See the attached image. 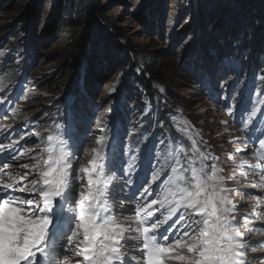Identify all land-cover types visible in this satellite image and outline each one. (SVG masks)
<instances>
[{
  "label": "rangeland",
  "instance_id": "obj_1",
  "mask_svg": "<svg viewBox=\"0 0 264 264\" xmlns=\"http://www.w3.org/2000/svg\"><path fill=\"white\" fill-rule=\"evenodd\" d=\"M255 1L256 7L248 0H97L103 25L89 29L85 24L72 25V20L81 18L76 9L79 0H0V97L5 106L15 109L14 116L0 117V125H11L8 135L15 140L33 131L46 136V130H57L59 125L61 131L70 129L77 135L83 149H91L100 130L107 127L124 158L131 154L127 148L139 149L141 168L133 174L135 179L146 170L145 157L158 163L156 157L163 156L170 140L189 145L178 131L179 122L187 120L199 130L198 141L207 142L203 148L219 157L224 175H235L241 181L229 183L239 190L233 199L239 212L248 214L247 226L264 229V221L257 220L246 203L250 195L264 196L260 189L252 188L251 176L238 175L241 169L229 159L233 154L236 160L255 163L239 122L240 107L235 115L229 107L241 102V93L246 106L254 75H264L263 51L253 52L249 46L254 37L264 36V0ZM220 2L236 8L243 24L239 34L224 43L217 31L226 20L215 10ZM79 32L85 50L70 61L65 48ZM109 38L115 42L109 49L128 55L126 65L111 74L102 66ZM222 46L226 50L221 52ZM172 66L178 69L171 72ZM92 68H96V78L90 76ZM151 70L168 74L170 93L158 81L148 87L138 79L142 73L151 78ZM0 142L9 141L0 136ZM20 146L38 152L40 139L25 137ZM245 148L248 151H236ZM89 159L80 156V164L86 165ZM11 168L18 164L12 163ZM131 191L120 192L117 202L131 206L134 201L127 198ZM237 219L244 224L242 216ZM250 236L255 237L254 245L264 241L260 232ZM250 253L261 257L257 264H264V246L256 245ZM63 257L74 264L69 252Z\"/></svg>",
  "mask_w": 264,
  "mask_h": 264
},
{
  "label": "snow or ice",
  "instance_id": "obj_2",
  "mask_svg": "<svg viewBox=\"0 0 264 264\" xmlns=\"http://www.w3.org/2000/svg\"><path fill=\"white\" fill-rule=\"evenodd\" d=\"M262 84L264 75H254L247 105L243 93L238 105H229L232 115L240 107L245 131L264 126ZM5 104L0 97V117L8 119L15 109ZM60 127L46 130V136L33 131L15 140L8 135L12 126L0 125V136L9 141L0 142V264H73L65 252L74 264H250L248 251L264 246V241L250 242V234H264V229L248 227V214L240 213L233 199L239 190L229 182L241 181L224 175L219 157L203 148L207 142L198 141L199 130L187 120L179 122L178 131L189 145L170 140L163 156L156 157L158 163L145 157L146 170L135 179L141 168L138 148H127L131 154L124 158L105 127L94 146L83 149L77 135ZM32 136L40 139L38 152L20 146ZM253 143L255 163L233 154L229 159L264 196V138H253ZM83 155L90 156L86 165L80 164ZM14 162L16 169L11 168ZM126 188H132L127 198L134 201L128 207L117 202ZM246 203L264 221V199L250 195ZM127 211L133 214L124 215Z\"/></svg>",
  "mask_w": 264,
  "mask_h": 264
},
{
  "label": "trees",
  "instance_id": "obj_3",
  "mask_svg": "<svg viewBox=\"0 0 264 264\" xmlns=\"http://www.w3.org/2000/svg\"><path fill=\"white\" fill-rule=\"evenodd\" d=\"M248 1L250 4L253 5V7H256L258 5V4L254 5V3H258L255 0H248ZM221 3L222 2L216 4L215 10L216 11L220 10L222 15L226 18V20L223 22L220 28L217 29L218 34L224 43V41H226L227 39H230L231 37L238 35L240 29H242L243 24L240 22L239 13L237 12L236 8ZM76 9L80 11L81 18L77 20H72V25L78 26L81 24H85L89 26V29L102 27L103 25L102 22L104 20V17L102 16L103 15L102 11H99L102 10V8H100L97 0H79V2L76 4ZM107 26L108 24H106L105 27L106 29H108ZM111 27L115 28L113 24H111ZM80 33L81 32H79L77 36L70 37V40L65 48V54L66 56H68L70 61L77 60L79 55H81L85 50V45H84L85 41L79 37ZM117 33L118 35H121V33L119 32ZM83 37H86V35ZM106 40L107 41L105 45L107 46V52L104 54V61H103L105 62V66L104 65L102 66L105 69V73L107 74L116 73L118 70L122 69L126 65L127 63L126 60L128 55H126V53L123 52L113 51L109 49V46L110 45L112 46L113 44H115V42L114 40H112V38ZM217 45L219 47V44ZM249 46H251L250 49L253 50V52L257 51V53L258 52L260 53L261 52L260 50H262L264 53V50L262 49L264 48V36L257 38L254 37L250 41ZM220 50L222 52L226 49H224L222 46ZM72 66H75V64L72 63ZM176 68L175 66L174 67L172 66L169 68V70H171L172 72L175 71ZM95 69L91 70L94 71L93 73L90 74L91 77L93 76L92 78H96L97 71ZM150 72H151V78L146 79L145 74L142 73L138 77V79L140 81H144V83H146L148 87H150L151 82L153 83L155 81H158L163 85H165L170 93L172 83L170 82L171 78H168V74H162L159 70L157 72L151 70Z\"/></svg>",
  "mask_w": 264,
  "mask_h": 264
},
{
  "label": "bare ground",
  "instance_id": "obj_4",
  "mask_svg": "<svg viewBox=\"0 0 264 264\" xmlns=\"http://www.w3.org/2000/svg\"><path fill=\"white\" fill-rule=\"evenodd\" d=\"M240 210H242V209H240ZM125 215H128V213L127 212H125L124 213ZM249 239H250V242H254V240H255V237H253V236H249L248 237ZM126 247L131 251L132 250V246L131 245H126ZM133 254H135L134 252H133ZM69 258V257H68ZM261 258V257H260ZM260 258H258L257 256H255L254 257V259L252 260L253 261V263L254 264H257V262L259 263V259ZM69 260H71V259H69ZM258 260V261H257Z\"/></svg>",
  "mask_w": 264,
  "mask_h": 264
}]
</instances>
